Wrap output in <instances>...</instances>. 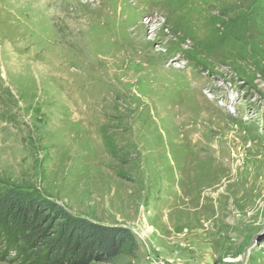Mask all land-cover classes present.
I'll use <instances>...</instances> for the list:
<instances>
[{"label": "rangeland", "instance_id": "rangeland-1", "mask_svg": "<svg viewBox=\"0 0 264 264\" xmlns=\"http://www.w3.org/2000/svg\"><path fill=\"white\" fill-rule=\"evenodd\" d=\"M10 189L130 230L90 264H264V0H0Z\"/></svg>", "mask_w": 264, "mask_h": 264}, {"label": "trees", "instance_id": "trees-1", "mask_svg": "<svg viewBox=\"0 0 264 264\" xmlns=\"http://www.w3.org/2000/svg\"><path fill=\"white\" fill-rule=\"evenodd\" d=\"M22 190L0 192V230L21 258L39 264L110 263L137 242L126 227L103 225L66 213L61 206Z\"/></svg>", "mask_w": 264, "mask_h": 264}, {"label": "bare ground", "instance_id": "bare-ground-1", "mask_svg": "<svg viewBox=\"0 0 264 264\" xmlns=\"http://www.w3.org/2000/svg\"><path fill=\"white\" fill-rule=\"evenodd\" d=\"M78 28H79V27H78ZM58 48H60V47H58ZM15 55H16V54H15ZM90 79H91V78H90ZM109 80H110V79H109ZM80 102H81V101H80ZM208 102H209V101H208ZM211 105L213 106L214 104L212 103ZM208 106H209V104H208ZM213 107H214V106H213ZM216 107H218V106H215L214 109H216ZM210 108H212V107L210 106ZM219 108H220V107H219ZM214 109H213V110H214ZM220 110H221V109H220ZM220 110H218L219 113H220ZM222 110H223V109H222ZM216 111H217V109H216ZM221 113H222V112H221ZM223 115H224V114H223ZM216 116H217V115H216ZM216 116H215V117H216ZM208 117H209V116H208ZM221 117H222V116H221ZM224 117H225V116H223V118H224ZM220 119H221V118H220ZM233 119H234V118H233ZM236 119H237V118H236ZM221 120H223V119H221ZM187 121H188V120H187ZM187 121H186V122H187ZM228 121H229V120H228ZM230 121H231V120H230ZM236 121H237V120H236ZM210 122H212V121L210 120ZM226 122H227V121H226ZM237 123H238V122H237ZM225 124H226V123H225ZM205 125H206V124H205ZM228 125H229V124H228ZM237 125H238V124H237ZM223 127H224V126H223ZM236 128H237V127H236ZM244 132H245V131H244ZM99 136H100V134H99ZM236 136H237V135H236ZM101 137H102V136H101ZM101 137H100V138H101ZM243 137H244V138H247V139H251V140H252V139H253V140H257L259 136H255L254 134L249 136V135H247V134L245 133V134L243 135ZM261 138H262V137H261ZM109 141H110V140H109ZM205 141H206V140H205ZM238 141H239V140H238ZM243 142H244V141H243ZM241 143H242V142H241ZM236 144H237V143H236ZM254 144H255V143H254ZM254 144H253V145H254ZM237 145H238V144H237ZM251 145H252V143H251ZM245 148H246V147H245ZM247 148H248V147H247ZM212 151H213V150H212ZM216 152L219 153L218 151H216ZM244 156H245V155H244ZM219 158H220V157H219ZM222 158H223V156H222ZM224 158H225V157H224ZM247 168H248V167H247ZM256 169H257V168H256ZM258 169H259V168H258ZM259 170H260V169H259ZM255 171H256V170H255ZM257 171H258V170H257ZM252 172H253V171H252ZM259 172H260V171H259ZM253 173H255V172H253ZM238 176H239V175H238ZM241 177H242V176H241ZM222 179H223V178H222ZM239 179H240V178H238V180H239ZM254 185H255V184H254ZM260 186H261V185H260ZM239 187H240V186H239ZM237 189H238V188H237ZM225 193H226V192H225ZM235 194H236V193H235ZM261 195H262V194H261ZM238 199H239V198H238ZM177 231H178V230H177ZM175 247H176V246H175Z\"/></svg>", "mask_w": 264, "mask_h": 264}]
</instances>
